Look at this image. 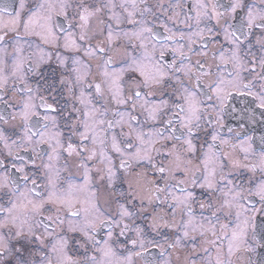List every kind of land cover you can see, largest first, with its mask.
Segmentation results:
<instances>
[{"label": "snow or ice", "instance_id": "6c2138e0", "mask_svg": "<svg viewBox=\"0 0 264 264\" xmlns=\"http://www.w3.org/2000/svg\"><path fill=\"white\" fill-rule=\"evenodd\" d=\"M261 217L264 0L0 8V264H264Z\"/></svg>", "mask_w": 264, "mask_h": 264}, {"label": "flooded vegetation", "instance_id": "af4514ba", "mask_svg": "<svg viewBox=\"0 0 264 264\" xmlns=\"http://www.w3.org/2000/svg\"><path fill=\"white\" fill-rule=\"evenodd\" d=\"M12 0H0V8L2 7H6V6H10ZM167 2V0H166ZM225 2H227V0H225ZM195 59V57H194ZM257 132L255 133V135L258 137L260 135V130H259V126H257ZM224 133L225 135H227V129L225 128L224 129ZM250 135L252 133H249ZM259 150V149H257ZM139 171V170H137ZM136 174L135 172H133L132 174L130 175H127V176H124L122 177L121 179V182L118 184V187L120 188L121 191H128V188H129V184H135L136 182ZM242 179H247V175L243 176ZM105 195V193L103 191L100 192V196L101 198H103V196ZM252 203V202H250ZM137 207H139V203L137 202ZM256 207L259 208V203L257 202L256 203ZM261 220H264V217H261L260 218ZM149 222H150V214H149V220H137V223L141 224L144 228H145V231H146V235H147V238L148 239H152L154 236H155V233L150 229L149 227ZM164 233L167 232V230H162ZM100 236L102 237L103 236V233L100 234ZM156 239L158 240H161L162 241V237H156ZM121 242H123V238H121ZM259 242V237H257V243ZM75 249V241H73V251ZM117 249H118V252L119 254L121 255H127L126 252H123L121 249H120V246L117 245ZM169 252H171L172 250H168ZM188 251V250H184V251H181L179 253H173L172 255V259L173 261L175 262L176 260V256L179 255L181 260H183V256L185 254V252ZM213 255H215V253H213ZM246 257H244V255L242 253H237L235 256L232 257V260H233V264H243V260L245 259ZM253 258L257 261L261 260V259H264V248L262 247H256V252L253 254ZM148 259H154L156 261V264H160V261H161V251L159 248H153L151 245H149V253H148ZM134 261H135V264H142V261L139 259V258H135L134 257Z\"/></svg>", "mask_w": 264, "mask_h": 264}]
</instances>
